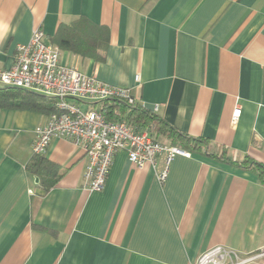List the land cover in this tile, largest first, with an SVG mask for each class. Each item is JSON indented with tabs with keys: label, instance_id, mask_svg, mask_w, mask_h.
Listing matches in <instances>:
<instances>
[{
	"label": "crops",
	"instance_id": "0c3cea01",
	"mask_svg": "<svg viewBox=\"0 0 264 264\" xmlns=\"http://www.w3.org/2000/svg\"><path fill=\"white\" fill-rule=\"evenodd\" d=\"M78 20L108 29L104 60L60 50L62 64L130 89L212 154L264 163V0H0V69L35 30L52 44L60 24ZM47 120L0 109V264H196L219 246L241 258L264 252V186L253 174L195 152L176 156L161 182L164 156L140 169L120 151L103 190L89 192L84 152L55 138L44 156L57 174L42 184L27 164Z\"/></svg>",
	"mask_w": 264,
	"mask_h": 264
},
{
	"label": "built area",
	"instance_id": "2783aa9c",
	"mask_svg": "<svg viewBox=\"0 0 264 264\" xmlns=\"http://www.w3.org/2000/svg\"><path fill=\"white\" fill-rule=\"evenodd\" d=\"M44 38L41 30H35L29 44L18 46L14 65L7 70L0 69L3 87L36 91L57 99V111L35 129L34 154L45 155L55 138L82 149L87 159L84 188L89 192L103 190L114 156L120 151L140 169L146 165L156 168L158 157L164 156L165 166L158 173V179L164 182L172 160L190 154L167 143L155 142L150 133L136 132L125 122H109L97 109L82 108L79 103L90 100L119 99L131 105L137 101L130 89L110 86L62 64L59 48L46 43ZM240 115L241 109L235 110L232 122ZM263 257L264 252L241 258L234 251L219 246L201 255L196 264H249Z\"/></svg>",
	"mask_w": 264,
	"mask_h": 264
},
{
	"label": "trees",
	"instance_id": "16d2710c",
	"mask_svg": "<svg viewBox=\"0 0 264 264\" xmlns=\"http://www.w3.org/2000/svg\"><path fill=\"white\" fill-rule=\"evenodd\" d=\"M108 42L107 28L94 26L85 20H78L70 25L60 24L55 37L51 40V43L59 50H67L81 58H92L99 62L104 60L103 53ZM56 103L57 99L35 92L0 87V109L31 110L49 116L57 111ZM92 105L97 106L99 113L109 122H125L136 132L150 133L155 142L167 143L189 154L199 152L222 163L248 171L264 186V163L254 161L249 156L241 161H232L226 151L212 154L208 141L179 131L138 102L131 105L119 99H108L93 102ZM27 169L40 179L43 175L57 174V167L44 155L34 154L27 164ZM41 182L43 184L42 179ZM51 185L50 183L44 187L48 189ZM260 262L264 264V257L260 259Z\"/></svg>",
	"mask_w": 264,
	"mask_h": 264
},
{
	"label": "rangeland",
	"instance_id": "374dc122",
	"mask_svg": "<svg viewBox=\"0 0 264 264\" xmlns=\"http://www.w3.org/2000/svg\"><path fill=\"white\" fill-rule=\"evenodd\" d=\"M0 87H3L1 83H0ZM34 92H35V93H38V94H40V95H42L40 92H36V91H34ZM83 102H87V101H83ZM93 102H94L93 100H90V101H89V103H93Z\"/></svg>",
	"mask_w": 264,
	"mask_h": 264
},
{
	"label": "water",
	"instance_id": "95a60500",
	"mask_svg": "<svg viewBox=\"0 0 264 264\" xmlns=\"http://www.w3.org/2000/svg\"><path fill=\"white\" fill-rule=\"evenodd\" d=\"M36 181L38 182V179H36Z\"/></svg>",
	"mask_w": 264,
	"mask_h": 264
}]
</instances>
